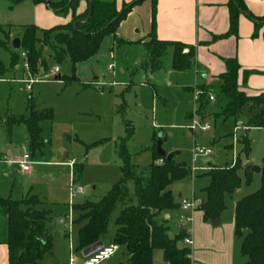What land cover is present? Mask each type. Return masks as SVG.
Returning a JSON list of instances; mask_svg holds the SVG:
<instances>
[{
  "label": "rangeland",
  "instance_id": "obj_1",
  "mask_svg": "<svg viewBox=\"0 0 264 264\" xmlns=\"http://www.w3.org/2000/svg\"><path fill=\"white\" fill-rule=\"evenodd\" d=\"M28 2L31 1L24 0L9 8L8 1L0 0V26L5 30L9 25H16L10 30V43L11 37H20L22 33L19 25L31 21L32 5ZM64 17L60 15L59 18ZM10 43L6 47L0 45V62L7 70L0 78V197L11 195V199L18 201L27 193L36 194L41 200L48 196V182L42 178L39 180L37 176L33 190L29 192L28 175L17 166L7 164V161L27 153L31 154L33 161H40L42 156L45 161L51 156H60L66 162L65 156L68 155V159L74 160L76 168L81 167L80 175L75 174L73 187L83 188L85 192L75 195L71 203H98L121 178L116 144L124 136V122H129L134 132L126 149L133 165L145 168L155 161L152 137L159 134L166 138L161 149L177 154L173 155L174 161L185 164L188 175L170 186L176 203L194 199L199 204L197 199L209 184L204 160L208 159L210 165L217 167L231 166L236 160L239 162L240 190L226 197L225 209L217 219L219 226L213 227L210 223V232H198L199 229H196L195 235L199 238H195L192 261L194 264H229L231 259V264H241L240 240L233 235L231 248L228 234L231 233L235 199L255 192L260 186V175L256 170H251L249 177L246 174V167L259 168L264 158V129L251 125L257 109L245 107L236 117L226 120L216 117L224 101L216 96L214 89L199 101L202 91L195 88L193 72L171 70V49L160 60L159 70L148 75L150 63L144 46L126 47L114 42L112 45L111 36H106L94 56L75 66L74 76L78 81L66 84L55 80V77L71 76L68 61L58 66L55 74L50 73L54 67L51 60L47 61V71L39 70L34 76L22 68L11 69L9 54L15 50ZM186 52L187 49H184L183 53ZM27 85L30 90L26 89ZM83 85H89V88L83 90ZM31 104L39 115L50 111L54 119L52 123L40 124L44 144L39 150L30 148L28 133L23 125H12L10 129L6 125L8 119L25 114ZM203 125H207L205 131L200 130ZM244 135L249 141L247 153L240 143ZM61 148L65 149L64 154H59ZM196 148L209 150L211 154L204 158L195 156ZM31 168V172L38 171L37 175L44 170L52 178L59 173V169L54 168L42 169L36 165H31ZM192 168H195L194 172ZM127 188L133 195V185L128 183ZM57 199L60 203L50 206L51 221L48 224L53 247L39 264L67 262L69 254L75 258L76 264H81V256L69 251V246L73 249L77 246L78 226L72 224L69 234L67 231L64 234V225L58 224L59 218L71 215L75 219L77 214L70 204L64 203L62 197ZM120 211L121 206L116 205L111 212L104 236L105 245L112 242L115 220ZM194 212L198 219L201 218L196 209H176L161 214L157 221L168 228L167 234L172 237L181 232V227L188 229L185 218L190 220ZM4 224L5 218L0 215V231ZM193 242L188 246L191 251H194ZM179 246H183L181 242ZM127 260L124 248H117L111 257L99 264H127ZM153 264H167L161 251L153 252Z\"/></svg>",
  "mask_w": 264,
  "mask_h": 264
},
{
  "label": "trees",
  "instance_id": "obj_2",
  "mask_svg": "<svg viewBox=\"0 0 264 264\" xmlns=\"http://www.w3.org/2000/svg\"><path fill=\"white\" fill-rule=\"evenodd\" d=\"M10 8L24 0H6ZM144 0H135L130 4H123L117 9L114 0H86V8L77 13L78 0H33L35 5L43 4L52 12L67 16L70 21L65 25H58L49 29H40L34 25L22 27L20 35V49L10 52V68L19 66L20 53L26 54L29 70L27 73L34 76L43 70H48L47 61L51 60L54 67L61 66L68 61L71 66L70 77H58L66 83H76L74 76L75 66L94 56L106 36H112L114 43L124 42L117 38L120 23L126 18L131 9ZM151 32L150 40L145 44L150 63L149 72L159 70L161 59L167 50L172 51L171 70L184 72L192 69L194 48L176 42L159 41L154 35L155 4L150 0ZM229 28L224 37L237 36L238 19L245 15L254 22L252 37L257 34V22L247 10L243 0H228ZM0 26V45L6 47L10 43V30ZM139 43V42H136ZM187 49L186 53L183 50ZM225 72L219 76V84L214 88L216 96L224 101L223 106L215 114L226 120L236 117L246 107L249 110L257 109L251 125L254 128L264 129V93L250 96L238 88L240 66L237 60H223ZM145 66L147 63H144ZM141 68H143L141 66ZM7 70L0 62V78ZM252 72L243 71L246 76ZM202 95L199 101L209 92L206 87H199ZM123 105L121 111H123ZM42 122H53L50 111L41 113L34 111L31 104L29 110L18 117L8 119L7 128L12 125H23L29 137L32 150H39L44 140L41 136ZM133 126L124 122V136L117 141L116 156L119 161L120 180L111 186L107 194L98 202H83L72 204V210L77 214L75 224L77 229V246L74 253L81 252L94 246L104 238L107 222L116 205L121 206L119 216L115 220L116 230L112 245L124 248L127 255V264H153V252L159 250L162 259L167 264H191L190 249L179 246L185 235L182 232L174 237L167 234L168 228L158 223L157 218L180 208V203L174 201L170 186L182 181L188 170L181 164L176 165L173 156L170 161L156 154L155 144L158 136L152 137L153 158L155 161L148 167L140 168L130 162V154L126 144L133 137ZM240 143L245 153L249 150V141L242 136ZM209 184L201 192L199 204L195 208L202 213L204 223L217 220L225 209V198L231 196L241 186L238 174L239 162L236 160L231 166L217 167L205 164ZM260 175L259 188L243 196L234 205V236L241 242L240 254L244 259L242 264H264V158L259 168H253ZM81 167L73 169V177L80 175ZM77 174V175H75ZM250 176V173L247 174ZM133 185V195H130L127 184ZM45 202L34 196H27L21 200L10 197H0V215L5 218L6 232L4 244L8 250V264H39L51 252L52 241L47 225L51 221V214L45 207Z\"/></svg>",
  "mask_w": 264,
  "mask_h": 264
},
{
  "label": "crops",
  "instance_id": "obj_3",
  "mask_svg": "<svg viewBox=\"0 0 264 264\" xmlns=\"http://www.w3.org/2000/svg\"><path fill=\"white\" fill-rule=\"evenodd\" d=\"M29 1L31 2L28 3H31L32 5L30 14L31 21L23 26L34 25L40 29H49L58 25H65L70 21V15H67L61 19L59 18L60 15L52 12L47 6L43 4L35 5L33 0ZM114 1L117 9H120L123 4H130L135 0ZM227 2L228 0H156L154 35L159 41L176 42L185 45H191L194 48L193 67L190 70L193 72L195 77V88L203 86L208 88L209 91L213 90L219 84V76L225 72L223 60L235 58L240 66L241 71L238 76L239 90L250 96L259 95L264 93V0H243L250 14L254 18H257L256 22L258 28L255 37H252L255 25L254 22L245 15H240L238 19L237 36H227L222 38L226 35L229 28ZM85 8L86 0H78L77 13H82ZM151 10L152 3L150 0H144L131 9L126 18L120 23L116 35L118 39L130 44L119 43L120 46L145 47V44L150 40L149 34L151 32ZM111 38L112 45H114V39L112 36ZM13 39L14 38L11 37V41ZM139 41H142V43H136ZM18 68L21 67H15V69ZM55 69H57L58 72V67H53L50 73H52V71ZM243 71L252 72V74L243 76ZM154 73H150L147 70L148 75H153ZM55 80L60 81L56 79V77ZM147 84L150 86L149 83ZM87 88H89V85H83V90ZM64 153L65 149L61 148L59 154ZM68 158V155L65 156V159L67 160L65 162L60 156H51L49 160L45 161L44 156H42L40 161H33L30 154L31 165L39 166L42 169H59L57 171L59 173L55 178H52L50 173L46 174L47 172L44 170H42L40 174L37 175L38 171L31 172V166L30 171L24 173L28 175L27 177L30 185L29 192H32L33 186L35 185V178H37V176L39 180L42 178L45 182H52L50 184L47 183L48 196L46 199L43 198V200H41L38 195L31 193H27L25 196H34L45 202L44 207L50 211V214V206L59 204L60 202H58L59 199L57 198L60 197L63 198L65 204H70L72 209L73 203H71L70 199V189L74 183L73 169L75 168V164L71 168L68 165L71 160ZM15 159L17 158L14 157L13 159L7 161V164L17 166L13 163ZM156 163H159V161ZM207 163H209L208 159L203 161L204 165ZM251 170L252 168L250 167V171ZM239 190L240 188L236 191ZM8 197H11V195H8L5 198ZM237 200L238 199H235L233 207ZM69 216L71 215L61 217L58 220V224L64 225L65 227V230H63L64 234L66 231L67 234H69V228L72 224H75L74 222L77 218V215L75 219L71 217L72 223L70 226L66 220L64 223H60L61 219H65ZM191 217L192 218L190 220L188 219V222H185L188 225V229L181 227V232L183 235H185V237H191L193 238L192 240H194V251H191L190 249L191 264H194L192 260L195 256V238H199L197 235H195L197 234L196 229H199L198 232H210L208 226L210 223H204L202 221V213L201 218L199 219L196 215V212L191 213ZM4 225L5 226H3L2 231H0V264H8V250L7 246L3 243L6 232V221ZM219 225L220 224L218 221V225L216 226ZM47 229L49 232L48 225ZM177 234L173 235L172 237L176 236ZM228 235L230 238L228 244L232 248V237L234 235L233 220L231 221V233ZM102 244L103 246H109L112 245V242L108 245H105L103 238ZM69 251L72 253L74 249L69 246ZM70 257L71 255L69 254L68 261L66 262L63 259L64 262L62 261L60 264H70ZM243 262L244 261L241 256V264ZM74 264H76V260ZM229 264H231V259Z\"/></svg>",
  "mask_w": 264,
  "mask_h": 264
},
{
  "label": "built area",
  "instance_id": "obj_4",
  "mask_svg": "<svg viewBox=\"0 0 264 264\" xmlns=\"http://www.w3.org/2000/svg\"><path fill=\"white\" fill-rule=\"evenodd\" d=\"M20 59H21V64L20 67L22 68L23 71L28 72L29 67H28V63L26 61V54L24 52L20 53ZM111 69V67H109ZM57 69L53 70L52 73H56ZM29 83H32V80H28ZM27 90H30V86L27 85L26 86ZM211 100H213V98H210ZM207 129V125H203L200 127L201 131H205ZM211 154V152L209 150L206 149H199L196 148L195 149V156H199V157H207ZM13 163L15 165H17L18 169L22 172V173H27L30 171V166H31V160H30V155L27 153H24L22 156H20L19 158L15 159L13 161ZM70 167H73L74 165V160H71L68 164ZM192 172L195 171V168H192L191 170ZM84 189L83 188H74L73 185L71 186L70 189V199H72L75 195H82L84 194ZM197 207V203L194 201V199L188 201V200H182L180 202V208L182 210H190V209H195ZM65 220L68 222V225L70 226L72 223L71 220V216L66 217L65 219H61L60 223H64ZM185 222H188V219H185ZM181 244L183 245V247H188L190 245H192V240L188 237H184L181 241ZM118 247L114 246V245H109V246H103L100 250H98L97 252L93 253L92 255L86 257V258H81V264H99L100 262L108 259L109 257H111L117 250ZM73 253V252H72ZM75 263V258H73L72 256L70 257V264H74Z\"/></svg>",
  "mask_w": 264,
  "mask_h": 264
},
{
  "label": "water",
  "instance_id": "obj_5",
  "mask_svg": "<svg viewBox=\"0 0 264 264\" xmlns=\"http://www.w3.org/2000/svg\"><path fill=\"white\" fill-rule=\"evenodd\" d=\"M69 1H71V0H69ZM10 45H11V48H12L13 50L18 51V50L20 49V39H19V38H14V39L11 41ZM58 77H59V76H56V79H57ZM165 141H166V138H162V135L159 134V135H158V140H157V142H156V144H155L156 154H157L158 156L164 157L167 161H170L171 158H172V156H173V155H177V154L167 153V152H165L164 150L161 149V145H162V143L165 142ZM176 165H178V164H176ZM181 166H182V167H185V164H181ZM246 172H247V173H250V167H247V168H246ZM167 218H168V217L166 216L165 219H167ZM212 225H213V226L218 225V220H214V221H212ZM102 247H103V244H102V242H100V243H98V244H96V245H94V246H91V247H89V248L83 250V251L81 252L80 256H81V258H86V257L92 255L93 253L97 252L98 250H100Z\"/></svg>",
  "mask_w": 264,
  "mask_h": 264
}]
</instances>
